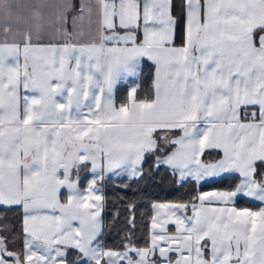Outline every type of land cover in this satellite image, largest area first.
Wrapping results in <instances>:
<instances>
[{
    "label": "snow or ice",
    "instance_id": "snow-or-ice-1",
    "mask_svg": "<svg viewBox=\"0 0 264 264\" xmlns=\"http://www.w3.org/2000/svg\"><path fill=\"white\" fill-rule=\"evenodd\" d=\"M0 264H264V0H0Z\"/></svg>",
    "mask_w": 264,
    "mask_h": 264
},
{
    "label": "trees",
    "instance_id": "trees-1",
    "mask_svg": "<svg viewBox=\"0 0 264 264\" xmlns=\"http://www.w3.org/2000/svg\"><path fill=\"white\" fill-rule=\"evenodd\" d=\"M158 179V178H157ZM225 185L227 184L226 181L223 182ZM219 187L220 185H214V187ZM205 187H212V186H205ZM204 187V188H205ZM184 191V190H180ZM148 200H173L177 197L178 192L176 189H174L172 186L169 185L168 181L165 180L163 183H156V184H150L148 188L146 189ZM106 194L109 195L111 198L112 190L109 186L106 189ZM250 205V204H247ZM150 206L148 205L147 200L141 205V208L138 209L137 213V240L139 243L143 242V237L141 235L142 230L146 231V228L144 227L147 224V217L141 220L140 212H147L150 214ZM115 242V232L112 233V235L107 237V243L112 244Z\"/></svg>",
    "mask_w": 264,
    "mask_h": 264
},
{
    "label": "crops",
    "instance_id": "crops-1",
    "mask_svg": "<svg viewBox=\"0 0 264 264\" xmlns=\"http://www.w3.org/2000/svg\"><path fill=\"white\" fill-rule=\"evenodd\" d=\"M228 183V181H226ZM87 183V180L86 179H82L81 180V186L83 187L84 185H86ZM214 187V186H212ZM218 187V186H217ZM202 191H207V190H210V187H205L203 189H201ZM156 201H160V202H167V201H171V200H156ZM245 206H248V207H258L259 206V202H252L250 205H245ZM151 213V211H150ZM170 228H173L174 229V226L172 225H169Z\"/></svg>",
    "mask_w": 264,
    "mask_h": 264
}]
</instances>
